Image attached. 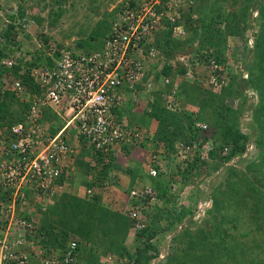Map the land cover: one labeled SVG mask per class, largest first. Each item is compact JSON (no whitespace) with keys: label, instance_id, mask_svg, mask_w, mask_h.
Masks as SVG:
<instances>
[{"label":"trees","instance_id":"1","mask_svg":"<svg viewBox=\"0 0 264 264\" xmlns=\"http://www.w3.org/2000/svg\"><path fill=\"white\" fill-rule=\"evenodd\" d=\"M234 1L236 0H186V2L191 3V9L195 8V5H198L196 8L201 13L198 23L201 28L208 29V31H203V36L199 41L204 48L212 47L215 52L217 51V56L214 53L215 60L219 66L223 63L222 66L224 68L227 62L226 54H228V49L225 50L224 48L227 37L224 38L225 32L222 30L216 34L215 32L218 29H214L212 25H216V22L220 21V13L224 8L222 4L227 3L229 5L231 4L230 2ZM244 1L247 2V6L237 14V19H234L232 22L234 25H231L230 13L227 14L230 22H228L229 24L227 23L226 36L232 34L240 38L242 42H246V39H243L244 34L240 33L239 22L243 23L241 21L246 20L245 14H247L252 6L262 20L260 24L261 35L257 40L262 39L264 43V4L261 3L263 0ZM203 3L210 5L211 8L212 4L215 7L212 10L206 8L204 12H200L204 10L202 9ZM19 4L21 6L17 7V13L8 12L6 16L9 23L0 32V38L5 39L7 42V47L0 48V60L10 56L15 51L13 46L17 47L14 36L15 29L19 31L21 28L17 27L14 23H16V20L22 19L25 14V11L22 9L23 2ZM216 10L220 13H217ZM178 13L181 15L187 35L189 33L188 29L196 32L197 26L195 21H193L194 19L182 10H179ZM33 20H35L33 21L34 25H32V31L35 32V36H33L41 42H48L49 38L44 37V33L38 30L39 26H41L39 20H36L35 17ZM165 26V30L156 34L154 43L159 55L163 57L156 65L155 78L157 81L160 76H167L170 78V85L168 88H157L152 92V95H155V101L147 110L149 112L146 111V116L152 117V119L158 122V127L153 133L151 141L155 144L156 149L160 145L164 149V153L157 154L156 152L153 155L162 158L158 160V166L165 167L164 161L166 159H175L170 156L174 152L173 146L176 141H183L189 147H194V152L184 157L183 160H179L180 163L184 164V168H180V163L175 164L174 168H171L169 174L171 179H162L161 173L154 178L150 176L146 177L156 194V200L152 202H150L149 197L140 199L130 197L132 187H128L123 191L116 182L112 181L110 176L116 172L128 174L129 177L133 178V182L136 178V173L133 169H123L119 161L114 159L112 155L113 150L106 154L93 153V162L100 163L99 167L95 165L89 167L87 164H83V162L80 165V173L84 177L89 175L90 170L94 171L91 172L92 175L90 174L92 176L91 179L80 182L85 187L84 197L81 198L76 196V193L68 192L54 204L48 205L45 210H41L40 208L33 210L37 199L34 194L28 193V203L18 208L16 215L31 224V227L28 228L30 232L26 231L24 235L27 240L37 242L45 251V255L53 253L62 255L67 249L69 242L75 241L77 244L75 253L77 263L99 264L100 256L109 253L115 258L113 264H118L120 260H126L127 264H148L157 255L156 253L153 255L149 254V249L156 251L152 240L157 232L169 231L173 225L172 222L176 218L178 220L184 219L189 212L186 207L175 210V208L172 209L174 206H163V203L159 202H163L165 199L169 184L174 183L179 185L180 190L188 186L192 187L193 180L200 176V170L207 166L208 161L218 160L223 164L245 153L246 145L250 138L244 135L238 128L237 116L239 112L228 106L226 101L235 94V89L244 90L249 85L260 88L262 86L264 91L263 79L256 81L250 78L247 82H243L244 80H238V75H236L232 77L234 79H231L229 84H226L222 88L221 94H213L211 89L205 88L204 85L205 80H207V74H204L203 71L206 70L193 68L191 72L192 77L187 78L185 76L186 69L175 62V64L173 63L176 54L191 52V49L187 45H192L194 41L193 37H187L181 41L173 39L171 32L173 25L165 24ZM245 26H247L245 29L249 28L247 21ZM24 33L26 32L24 31ZM25 35L26 37L28 36L27 33ZM257 48L259 47L257 46ZM248 52V47L243 45L240 70L244 68L249 70L255 64L253 62L251 66L250 62L246 61V54ZM257 54H261V60L264 59V49L256 51L255 55ZM21 57H23L25 64L28 65L27 67L53 64L51 59L46 58L42 52H39L32 59L29 56H23V54ZM225 71L228 72V69L221 72L217 71L216 74L219 78H223L224 76L226 81L225 75L227 73ZM17 72H19V69L15 67L9 71L3 68L0 69V77L5 75L11 80L18 78L23 85L32 91L36 90L29 77L19 76ZM236 79L237 82H234ZM161 94L162 96L172 94V98L177 105L175 111L167 108V105L163 101L164 98L160 96ZM23 112V105L20 104L18 98L12 92L4 90L3 85L0 84V124L11 125L21 121ZM123 112L115 111L116 117L126 125H133L131 121L128 122V118H124L126 116H123ZM262 113L264 114V105H262ZM46 116L52 119L50 115L46 114ZM213 117L215 118L213 119ZM216 120L218 122L215 123ZM204 121L211 122L210 125H214V133L207 135L205 134L206 130L197 126V124ZM262 124L260 123V125ZM256 127L254 128L258 130V133L255 134L257 137H254L253 144L258 147L263 146L262 151L264 152V133L261 134L264 131V126L262 125V128ZM206 145H208L207 160L202 155V149L205 150L204 146ZM82 147L86 148L85 145ZM129 147V145H122L120 148L128 152L130 150ZM224 149H227V153L222 155ZM174 157L178 156L175 155ZM159 167L156 168L159 169ZM175 168L176 170H174ZM68 170L71 169L68 168ZM66 171H63L62 176L56 182L58 184H69L67 190H70L71 179L69 180L66 177ZM244 180L245 183L242 185L234 182H225L224 187H221V189H214L211 195L213 207L209 210V214L214 212L211 217L213 221L212 225L204 230V233L202 232L201 244L203 245L190 247L187 254L183 253L182 257L180 256L181 259L171 258V264L173 261L175 264H245V262L248 264H264V256L258 260L253 257H250L249 260L240 258L242 255L245 257L249 253L250 246L247 239L254 234H264V219L262 222L264 202H261V197L259 196L261 194V186H256L245 176ZM88 189L97 190L98 194L92 193L87 195L86 191ZM177 196L176 194L175 198ZM9 197L10 191L3 190L0 187V206ZM125 205H128L130 210L124 209ZM59 209L64 211L65 216L59 213ZM132 210L139 211L144 220L141 221L137 217H132ZM216 216H219L220 219L214 220ZM162 222H165V229H163ZM138 223H141L144 227L134 229ZM1 228L0 224V236L2 235ZM251 240L259 242L255 238ZM129 241L132 242L133 248L126 243ZM204 241H207V243L205 244ZM83 243L90 245L92 253L87 252L85 254L84 250H82ZM35 264H40V261L38 260Z\"/></svg>","mask_w":264,"mask_h":264},{"label":"built area","instance_id":"2","mask_svg":"<svg viewBox=\"0 0 264 264\" xmlns=\"http://www.w3.org/2000/svg\"><path fill=\"white\" fill-rule=\"evenodd\" d=\"M174 1H121L110 32L97 51L79 53L64 49L52 65L27 67L19 63L23 58L19 51H13L0 61L4 69L18 67L19 76L29 77L36 87L32 91L18 78L11 80L5 75L0 79L4 90L12 92L24 108L21 121L0 124V187L10 191V197L0 206V264H35L38 260L40 264H81L76 261L75 241L69 242L62 255H45L42 247L37 249V242L27 240L24 235L30 232L31 224L18 217L16 211L28 203V193L37 199L33 210H45L53 198L66 189L67 184L56 181L64 170L69 178L71 139L93 153L106 154L122 145L141 144L151 137L140 126L126 125L116 117L115 111L124 106L127 94L135 102L138 94L147 92L152 102V66L163 58L155 48L156 34L168 24L173 25V39L184 40L186 36L178 13L180 8L178 12L173 9ZM4 46L1 40L0 48ZM204 51L193 56L188 52L178 53L173 63L186 69L187 78L192 77L193 68L204 69L210 87L226 86L224 76L223 80L216 74L223 68L214 58L204 57ZM158 84L162 89L168 88L170 78L164 76ZM163 98L167 108L175 111L177 105L172 94L163 95ZM46 114L52 119H44ZM197 126L204 128L201 123ZM204 147L202 155L208 145ZM173 149V154L181 158L195 150L183 141H176ZM159 159L157 156L154 160L158 162ZM158 171L151 166L147 173L156 177ZM92 192L88 189L86 194ZM130 197L156 200L155 191L149 186L132 189ZM132 211V217L144 220L139 211ZM142 227L144 225L138 223L134 229Z\"/></svg>","mask_w":264,"mask_h":264},{"label":"rangeland","instance_id":"3","mask_svg":"<svg viewBox=\"0 0 264 264\" xmlns=\"http://www.w3.org/2000/svg\"><path fill=\"white\" fill-rule=\"evenodd\" d=\"M119 1L120 0H0V32L4 30L6 25L9 23L7 16L5 17V14L8 15V12L11 13V10L14 9L18 10L17 7L21 6L19 3L23 2L22 9L25 11V14L32 18L35 17L36 20H39V23L41 24V27L44 28V31L41 28L38 30L44 33V37H48L49 40L53 42L48 46V49H56L60 51L70 48L79 53L94 52L102 47L103 40L106 38L111 27V22L117 15ZM195 2L197 3V1ZM230 3L231 4L229 5H227V3L222 4L224 8L221 13L216 10L217 13L219 12L221 14L220 21L216 22V25H212L214 29H218L215 32L216 34L222 30L225 32L224 38L227 37L224 44L225 50L228 49V54H226L227 62L225 68L222 66L223 63H221L223 70L228 69V72L225 71L227 73V75H225L227 78L225 82L229 84L231 79H234L232 77L236 75H238V80H244L243 82H247L250 78L256 81L258 79H263L264 81V59L261 60V54L255 55L256 51L264 49L263 40H257V38L261 35L260 24L262 23V20L260 15L257 11H254V7L251 6L247 14H245L246 20H240L243 22H239L240 33L244 34L243 39H246V42H242L240 38H237V36H233L232 34L226 36V28L229 24L228 22H230V18L231 25H234L232 22L234 19H237V14H239L247 6V2L244 0H236ZM261 3L264 4V0ZM174 4L176 5H174L175 7H173V9L176 12H178L177 10L179 8V10H182L185 13L187 12L189 16L194 19L193 21H195L197 26L196 32L188 29V35L186 31V36L183 37V39H186L187 37H193L192 39L194 41L192 45H187L188 48L191 49V52H188L189 55L193 56L194 52L196 54L205 50L203 55L216 59L215 55L217 56V51L215 52L212 47L204 48L202 43L199 41L203 36V31H208V29L204 27H202V29L198 23L201 14L196 8L198 5H195L196 9L194 7L191 9V3L186 2V0H175ZM203 5L204 6L202 9L204 10L200 12H204L206 8L212 10L215 7L213 4L212 8L208 4L203 3ZM229 13L230 18H227V14ZM222 19H225V21L223 22ZM246 21L249 27L248 29H245L247 27L245 26ZM31 25L32 23L28 22V24L24 27L27 29L23 31L22 29L19 31L15 29L14 36L15 42L17 44L15 49H18L20 54H23V56H29V58L32 59V57L38 54V45L42 46L43 42L34 37L35 32L32 31ZM29 29L31 32L27 31ZM24 31L28 34L27 37ZM195 37L196 39H194ZM0 40H3V38H0ZM178 40L181 41L182 39ZM243 45H246L249 50L248 54H246V61L250 62L251 66L253 62H255L254 66H250L251 68L249 67V70L245 68L240 70L241 58L243 57ZM257 46L259 48H257ZM0 69L3 68L0 67ZM203 72L204 74L206 73V71ZM234 82H237V79ZM204 85L205 88L211 89V92L217 95L221 94L223 90L222 88L225 87V85L216 88L210 87L207 80H205ZM235 91V94L227 99L226 104L231 106L233 110L239 112V115L237 116L238 128L244 135L249 136L250 138L246 145L247 148L245 153L223 164H221L218 160L208 161L207 166L200 170V176L193 180L192 187L188 186L180 190L179 185L174 183L169 184L165 199L163 202H159L163 203V206H174L172 209L175 208V210L178 208L180 209L181 207H186L189 212L184 219L178 220V218H176L172 222L173 225L170 227L169 231L166 230L164 232H157L156 236L152 240L156 251L149 249V254L153 255L156 253L157 255L148 264H171V258L181 259L182 254H187L190 247L203 245L201 244V238L203 237L202 232L204 233V230L211 226L213 221L211 217L213 216L214 212L209 214V210H211L213 207L211 195L214 189H221V187H224L225 182H234L242 185L245 183V176L256 186H261V194H259V196L261 197V202H264L263 146L258 147L253 144L254 137H257L255 134L258 133V130L254 127L257 126L256 128H262V125L264 126V114L262 113V105H264L263 87L261 86L260 88L249 85L244 90H239L238 88L235 89ZM214 118L215 117H213V119ZM216 122L218 121L216 120L215 123ZM201 123L204 125V128L202 129L206 130L205 134L210 135L214 133L215 127L214 125H210L211 122L204 121ZM260 123L263 124L260 125ZM262 133H264V131H262L261 134ZM157 149H159V146ZM157 149H152V152L156 153ZM162 153H164L163 148ZM222 155H225L224 151ZM174 156L175 154L172 153L170 157L175 159H166L164 161L165 167H159L158 174L161 173V178L164 180L168 178L171 179V177H169L171 168H174L175 164L180 163L179 160H183V158L179 156ZM203 156L206 160L208 159L207 150ZM179 166L181 169L184 168L183 163H180ZM174 170H176V168ZM149 182L147 180L148 184ZM176 194L178 195L177 198H175ZM197 207H200V210H197ZM63 212L64 211L59 209V213H62V215L65 216ZM218 219H220V217L216 216L214 220ZM263 219L264 215L262 216V222ZM164 223L165 222H162V226L164 227L163 229H165ZM182 234L184 235L182 236ZM253 238L257 239L260 243L257 241H252L251 239ZM247 241H249L250 246L249 253H247L245 257L242 255L240 258L249 260L250 257H253L258 260L260 257L264 256V234H254L253 236H250ZM204 242L205 244L207 243V241ZM126 243L133 248L131 241ZM35 246L37 249L38 247H41L37 244H35ZM82 248L85 254L87 252L92 253L89 244L83 243ZM114 260V256L108 253L100 256L99 264H113ZM127 263L128 262L126 260L118 261V264ZM172 264H175V262L173 261ZM245 264L248 263L245 262Z\"/></svg>","mask_w":264,"mask_h":264},{"label":"crops","instance_id":"4","mask_svg":"<svg viewBox=\"0 0 264 264\" xmlns=\"http://www.w3.org/2000/svg\"><path fill=\"white\" fill-rule=\"evenodd\" d=\"M157 65V64H156ZM156 65L152 66V69H154V72L156 71L157 67ZM155 90L157 89V86H154ZM139 91H141V87L138 88ZM152 94V93H151ZM153 96L152 102L150 101V96H148V93H141L138 94L135 102L131 99L130 96H126V101L124 106L118 110L123 112V116H126L124 118H128V122L131 121V123L134 124H140V125H135V126H140L147 130L150 133V136L152 137L153 133L156 131L158 127V122L155 119H152V117L146 116V113L149 112L147 111L151 105L155 101V95ZM161 97L162 94L160 95ZM163 102V101H162ZM147 111V112H146ZM49 115V114H48ZM47 119V116L44 118ZM152 138H149L142 142L141 144L130 146V150L128 152L123 151L122 148L117 147L113 150L112 155L114 156V159L116 161H119L123 169H133L134 172L136 173V178L134 182L132 181L133 178L131 176L129 177L128 174L124 172H116L115 174H112L111 179L112 181L116 182V184L124 190L128 187H137L141 188L144 186L149 185L147 182L148 177V168L149 163H151V159H157V156L153 155L152 149H155V144L151 141ZM71 144H72V158L69 160L70 164V174H69V180H70V185L71 188L70 190H67L68 185H66V189L58 195V197H54L53 200L51 201V204H54L57 200L62 198L65 194L68 192H71L75 194L78 197H83L85 196L83 184H80V182L91 179L92 174L91 172H94L93 170L89 172V175L84 177L82 173H80V165L87 164L89 167L90 166H96L99 167L98 162H93V152L89 151V149L84 148L80 146V143L76 141V139H71ZM128 146V145H127ZM87 150V151H86ZM151 150V151H150ZM157 153H161L162 150L159 149L156 150ZM128 153V154H127ZM151 158V159H150ZM155 165H159V161L157 162L156 160H153ZM75 163V165H74ZM91 174V175H90ZM133 175V174H132ZM133 182V183H132ZM79 184V185H77ZM93 194H98V191L95 190L92 192ZM126 206V205H125ZM126 208V207H125Z\"/></svg>","mask_w":264,"mask_h":264},{"label":"clouds","instance_id":"5","mask_svg":"<svg viewBox=\"0 0 264 264\" xmlns=\"http://www.w3.org/2000/svg\"><path fill=\"white\" fill-rule=\"evenodd\" d=\"M121 1H123V0H120L119 1V7H120V3H121ZM4 7H7V6H4ZM119 10V9H118ZM118 10H117V12H118ZM16 11H18V10H11V12H16ZM17 13V12H16ZM5 17H6V14H5ZM28 18V19H27ZM33 21H35V20H33V18L32 17H30V16H27L26 14H24V16H23V18L22 19H18V20H16V23H14L17 27H20L21 29H23V30H25V29H27V28H24L27 24H28V22H31L32 23V25H34V22ZM31 25V26H32ZM30 26V27H31ZM42 29L43 31H44V28H42L41 26H39V29ZM27 31H30V29L29 30H27ZM31 32V31H30ZM109 32H110V29H109ZM108 32V33H109ZM46 33V32H45ZM108 35V34H107ZM107 37V36H106ZM105 39V38H104ZM104 41V40H103ZM2 42H4L5 43V46L4 47H7V42H6V40L5 39H3L2 40ZM0 43H1V40H0ZM53 42L51 41V40H49L48 42H43L42 43V46L41 45H38V49H37V53H39V52H42V53H44L45 54V57L46 58H50L51 59V61L52 62H54L55 61V59H57L58 57H59V55H60V52L62 51V50H56V49H48V46L49 45H51ZM14 48H15V46H13ZM66 49H68V48H66ZM15 50H17L18 51V49H15ZM64 50V49H63ZM5 58V57H4ZM3 59V58H2ZM1 59V60H2ZM0 60V61H1ZM22 61H23V58L19 61V63H22ZM23 63H25L24 61H23ZM159 63V62H158ZM157 63V64H158ZM47 65V64H46ZM154 65H156V64H154ZM153 65V66H154ZM1 67V66H0ZM16 68H18V67H16ZM19 69V68H18ZM5 70H7V69H5ZM7 71H9V70H7ZM152 76H154V78H153V83H152V90H151V93L155 90V88H153L154 86H157V88L159 89V88H161V86L158 84L159 83V81H160V78H162V77H164V76H160V78L156 81V78H155V72H154V69L152 70ZM17 73H19V72H17ZM3 76V75H2ZM1 76V77H2ZM1 77H0V79H1ZM149 78V77H148ZM148 78H146V79H148ZM167 88V87H166ZM226 151V152H225ZM224 152H225V154L227 153V149H224ZM155 156H157V155H155ZM153 160L154 159H151V163H149V166L151 167V166H154V167H159L158 165H155V163L153 162ZM159 170V169H158ZM158 175V174H157ZM156 175V176H157ZM149 176V175H148ZM151 177V176H150ZM152 178H154V177H152ZM147 183V182H146ZM147 186H149V187H151L150 185H147ZM144 187H146V186H144ZM134 188H137V187H133V189ZM141 188H143V187H141ZM152 188V187H151ZM137 189H140V188H137ZM153 189V188H152ZM154 190V189H153ZM155 191V190H154ZM48 205H50V204H48ZM47 205V206H48ZM126 208L128 207V205L127 206H125ZM126 208H124V209H126ZM197 210H200V207L198 208H196ZM38 244V243H37ZM39 245V244H38ZM41 248V247H40Z\"/></svg>","mask_w":264,"mask_h":264}]
</instances>
